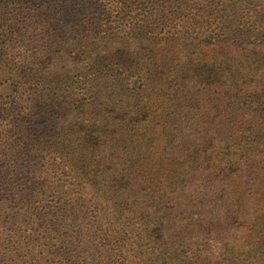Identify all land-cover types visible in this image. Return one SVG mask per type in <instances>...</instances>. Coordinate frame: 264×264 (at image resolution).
Segmentation results:
<instances>
[{"label":"trees","instance_id":"16d2710c","mask_svg":"<svg viewBox=\"0 0 264 264\" xmlns=\"http://www.w3.org/2000/svg\"><path fill=\"white\" fill-rule=\"evenodd\" d=\"M0 86V264H264V0H0Z\"/></svg>","mask_w":264,"mask_h":264},{"label":"rangeland","instance_id":"374dc122","mask_svg":"<svg viewBox=\"0 0 264 264\" xmlns=\"http://www.w3.org/2000/svg\"><path fill=\"white\" fill-rule=\"evenodd\" d=\"M3 88H4V86H0V95L1 94H3V95H5V91L3 90ZM1 99V98H0ZM1 121V120H0ZM257 201H258V204H259V209H261L263 212H264V191H259V193L257 194ZM3 221L5 220V219H2ZM4 223V222H3ZM235 237H234V235L233 234H228L226 237H225V239H227V240H229L230 239V241H233V240H235L234 239ZM33 244H39V242H38V240H35L34 242H33ZM88 244V246H93V248L94 247H101V246H95L96 244H94V243H92V242H89V243H87ZM49 246H39V247H37V252H38V256L40 257V259L39 260H37L36 262H34V264H58L57 262H55L54 260H56L55 259V257H54V255L52 254V253H49V248H48ZM42 253H41V252ZM222 251V250H221ZM41 255V256H40ZM88 257V256H87ZM53 262H55V263H53ZM91 264H96V262L98 263V264H101V262H100V260L99 261H96V260H92L91 259ZM104 262H105V260H104Z\"/></svg>","mask_w":264,"mask_h":264}]
</instances>
